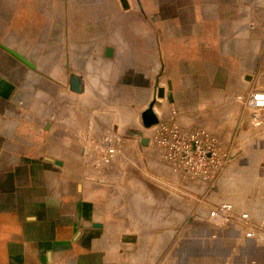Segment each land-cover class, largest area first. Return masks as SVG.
I'll return each instance as SVG.
<instances>
[{
	"label": "crops",
	"instance_id": "obj_1",
	"mask_svg": "<svg viewBox=\"0 0 264 264\" xmlns=\"http://www.w3.org/2000/svg\"><path fill=\"white\" fill-rule=\"evenodd\" d=\"M39 1L0 0V264H264V229L245 239L208 217L205 185L177 177L154 142L171 120L256 141L211 193L264 220V119L253 129L238 99L256 91L264 101V9L241 19L236 0H153L166 19L153 22V68L126 65L110 48L77 92L72 60L94 53L79 52L63 22H17ZM152 102L158 123L145 129ZM107 130L117 152L105 163Z\"/></svg>",
	"mask_w": 264,
	"mask_h": 264
},
{
	"label": "rangeland",
	"instance_id": "obj_2",
	"mask_svg": "<svg viewBox=\"0 0 264 264\" xmlns=\"http://www.w3.org/2000/svg\"><path fill=\"white\" fill-rule=\"evenodd\" d=\"M60 1L58 3L55 0H45L44 3L39 1L38 10L24 8L20 12H17V22H34V24L39 26L45 23L47 27L55 23L63 22L65 25H70L72 34L76 40L74 45L78 48V51L88 50L94 53L90 58L81 57L84 56L81 55L79 58L72 60L73 65L78 67L77 71L71 70L72 72L69 75L74 91H81L87 84L89 85L91 82H87V79H91V76L92 78L97 77V73H99L98 69L102 65V54L107 48H112L117 52L123 53L126 65H141L143 70L153 68V22H166L164 12L162 14L161 11L153 10V0ZM236 1V15L241 19H245L247 14L249 15V12H255L256 9L260 16L262 9H264L261 5H253V2L256 3V0ZM29 5L34 6L30 3L26 6ZM86 68L88 69L86 70ZM242 108L246 110L243 101ZM233 137L226 142L223 139L221 140L229 149L234 146L237 150L234 159L242 157L239 161L243 162L246 158V156L243 157V149L247 152L257 142L244 138L238 140V136ZM230 167L231 165H228V168L223 171L221 177L217 180L215 184L217 189L224 188L230 183L231 178L234 177V173L229 170ZM256 175L258 177V174ZM204 185L206 188L205 193L207 194L204 201V208L210 211L207 214L208 217H212L211 211L216 206L227 207L237 216L245 213L240 210L244 207L243 203L237 202V200L232 202L228 199L220 198V195L211 193L213 187L207 184ZM178 188L181 189L182 187ZM173 194L177 196V192L174 191ZM194 201L192 198L191 200L189 199L190 206L193 205L195 207L196 202ZM223 201L227 203H223ZM214 203L217 204L213 205ZM193 207L190 209L191 213L189 217H192V214L196 211ZM251 221L261 226L262 230L264 229V220L251 219ZM182 226L175 227L173 233L174 242L181 236V231H183Z\"/></svg>",
	"mask_w": 264,
	"mask_h": 264
},
{
	"label": "built area",
	"instance_id": "obj_3",
	"mask_svg": "<svg viewBox=\"0 0 264 264\" xmlns=\"http://www.w3.org/2000/svg\"><path fill=\"white\" fill-rule=\"evenodd\" d=\"M247 110V122L258 130L263 126L264 101L256 91L238 97ZM175 111L172 112L174 116ZM101 151L104 162L110 161L117 147L111 141L113 132L107 130ZM158 153L163 162L184 182H201L214 187L223 171L233 163L234 152L218 136L205 130L185 131L175 121L159 123L154 136ZM213 219L236 225L245 239H255L262 231L261 226L251 221L247 213L240 216L232 213L229 208L216 206L211 211Z\"/></svg>",
	"mask_w": 264,
	"mask_h": 264
},
{
	"label": "water",
	"instance_id": "obj_4",
	"mask_svg": "<svg viewBox=\"0 0 264 264\" xmlns=\"http://www.w3.org/2000/svg\"><path fill=\"white\" fill-rule=\"evenodd\" d=\"M11 53L14 56H16L17 58H19L20 60H22L18 55L14 54L13 52H11ZM105 53H106L105 55L107 57H109L111 55V53H112V49H110V48L106 49V52ZM22 61L25 62L24 60H22ZM77 92H79V91H77ZM157 96L159 98H162L163 97V91L162 90H159ZM141 120H142V125H143V127L145 129H149V128L153 127L154 125H156L158 123L157 118H156V116L153 113V102L142 113ZM142 145H147V140L146 139H143Z\"/></svg>",
	"mask_w": 264,
	"mask_h": 264
}]
</instances>
